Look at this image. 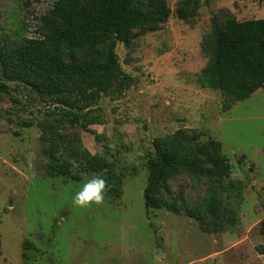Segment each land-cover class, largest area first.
<instances>
[{
    "label": "rangeland",
    "instance_id": "obj_1",
    "mask_svg": "<svg viewBox=\"0 0 264 264\" xmlns=\"http://www.w3.org/2000/svg\"><path fill=\"white\" fill-rule=\"evenodd\" d=\"M164 1L166 21L135 29L117 44L133 82L121 96L103 95L93 106L88 129L96 134L78 125L62 131L92 154L106 148L120 172V194L104 196L100 205L73 204L99 174L78 181L45 174L38 125L54 118L47 115L53 106L7 82L0 69V83L10 86L0 94V264H264V91L234 102L196 82L207 61L201 38L213 14L264 18V0ZM51 5L0 0V43L12 47L39 36L40 16ZM76 54L78 62L95 59L82 49ZM28 121L34 124L25 126ZM175 131L193 138L181 143V155L193 152L206 167L218 159L221 174L176 171L156 192L176 210L146 211V165L156 144ZM209 139L220 149L197 151ZM211 197L221 211L218 232L206 210Z\"/></svg>",
    "mask_w": 264,
    "mask_h": 264
},
{
    "label": "trees",
    "instance_id": "obj_2",
    "mask_svg": "<svg viewBox=\"0 0 264 264\" xmlns=\"http://www.w3.org/2000/svg\"><path fill=\"white\" fill-rule=\"evenodd\" d=\"M52 0L51 7L40 16L37 37H26L7 47L0 43V69L7 82L24 85L39 101L53 108L39 124L41 153L47 158L44 172L48 177L78 181L83 174H99L106 182L105 196H118L121 174L109 160L106 148L90 153L81 141L63 130L80 126L85 130L93 123L89 114L101 96H121L133 79L122 70L115 52L118 43H127L132 31L167 20L169 8L164 0ZM180 18L185 15L180 13ZM85 50L94 60L78 62L76 52ZM207 58L197 75L201 86L218 90L232 101L249 98L264 87V18L239 21L227 10L211 17L209 30L200 43ZM10 86L0 83V94ZM56 116V117H55ZM66 123V124H65ZM32 126L33 121L24 123ZM97 136V135H96ZM179 131L163 137L148 161L147 183L143 191L145 210L165 205L156 195L158 186L172 173L221 174L218 159L205 161L193 152L180 154V145L192 141ZM220 149V143L209 139L197 148ZM206 210L218 232L221 211L211 197Z\"/></svg>",
    "mask_w": 264,
    "mask_h": 264
},
{
    "label": "clouds",
    "instance_id": "obj_3",
    "mask_svg": "<svg viewBox=\"0 0 264 264\" xmlns=\"http://www.w3.org/2000/svg\"><path fill=\"white\" fill-rule=\"evenodd\" d=\"M106 191L105 180L99 176L93 177L86 181L80 190L75 193L73 204L83 208L90 205H100L104 201Z\"/></svg>",
    "mask_w": 264,
    "mask_h": 264
},
{
    "label": "crops",
    "instance_id": "obj_4",
    "mask_svg": "<svg viewBox=\"0 0 264 264\" xmlns=\"http://www.w3.org/2000/svg\"><path fill=\"white\" fill-rule=\"evenodd\" d=\"M262 91H264V87L256 90L254 93H252L251 96H255L256 94H258L259 92H262ZM251 96L249 98H251ZM249 98H247V99H249Z\"/></svg>",
    "mask_w": 264,
    "mask_h": 264
},
{
    "label": "water",
    "instance_id": "obj_5",
    "mask_svg": "<svg viewBox=\"0 0 264 264\" xmlns=\"http://www.w3.org/2000/svg\"><path fill=\"white\" fill-rule=\"evenodd\" d=\"M158 253H159V255H162V251L160 248L158 249Z\"/></svg>",
    "mask_w": 264,
    "mask_h": 264
}]
</instances>
